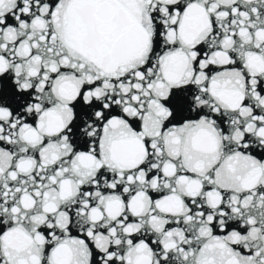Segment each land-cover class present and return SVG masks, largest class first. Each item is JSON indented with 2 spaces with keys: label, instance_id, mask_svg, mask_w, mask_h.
<instances>
[{
  "label": "snow or ice",
  "instance_id": "snow-or-ice-1",
  "mask_svg": "<svg viewBox=\"0 0 264 264\" xmlns=\"http://www.w3.org/2000/svg\"><path fill=\"white\" fill-rule=\"evenodd\" d=\"M0 264H264V0H0Z\"/></svg>",
  "mask_w": 264,
  "mask_h": 264
}]
</instances>
